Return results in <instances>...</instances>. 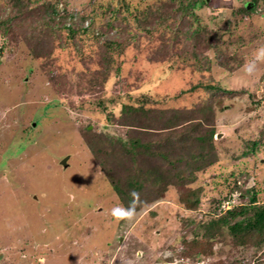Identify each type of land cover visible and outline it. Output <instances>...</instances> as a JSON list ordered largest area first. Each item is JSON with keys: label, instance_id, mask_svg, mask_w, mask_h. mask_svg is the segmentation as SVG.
<instances>
[{"label": "rangeland", "instance_id": "374dc122", "mask_svg": "<svg viewBox=\"0 0 264 264\" xmlns=\"http://www.w3.org/2000/svg\"><path fill=\"white\" fill-rule=\"evenodd\" d=\"M43 1L26 2L34 10ZM167 1L59 0V18H67V26L73 22L77 30L68 39L64 30L54 34V47L46 43L50 49L46 60L33 56L21 28L11 33L10 51L0 49V264H41V259L44 264H220L227 260L228 248L219 244L221 239L214 232L218 242L214 253L200 259L183 254L184 242L202 239L197 226L216 213L214 198H229L219 204L220 212L242 204L247 197H239L238 191L250 186L259 190V201L264 200V140L258 155L231 157L241 152L244 139L258 136L264 124L260 97L264 95V63L254 77L244 73L245 64L264 46V0H250L254 2L251 11L242 20L238 10L247 0H206L209 6L197 11L200 18L191 27L205 26L207 32L201 31L198 37L210 30L219 35L214 50L198 42L199 52L212 61L213 77L233 89L254 88L258 101L252 103L249 92L223 99L225 107L215 117L218 162L200 176L205 192L198 211L184 210L176 189L170 187L156 200L137 202L130 219L117 221L112 209L122 202L83 137L108 140L126 133L118 122L120 105L115 103L114 108L108 100L120 103L125 96L136 98L146 92L165 101L185 92L176 105L194 106L205 97L201 90L189 92L200 78L195 68L184 66L177 56L159 62L166 57L157 58L154 53L161 45L162 28L144 30L136 25V17L142 21L146 10H165L170 6ZM12 4V0H0L3 15ZM112 10L117 11L115 15ZM34 15L26 17L33 21ZM228 23L225 31L223 25ZM130 35L134 39L127 42ZM95 36L101 41L127 42L120 54L112 55L115 65L108 75ZM169 36L167 31L165 47L177 52L182 39L169 41ZM173 44L177 48L170 47ZM219 49L224 67L215 59ZM251 105L256 109H246ZM110 111L113 118L106 121ZM234 176L238 188L229 196ZM214 193L218 196L212 199ZM257 253L264 264V249ZM251 254L236 264H260Z\"/></svg>", "mask_w": 264, "mask_h": 264}, {"label": "trees", "instance_id": "16d2710c", "mask_svg": "<svg viewBox=\"0 0 264 264\" xmlns=\"http://www.w3.org/2000/svg\"><path fill=\"white\" fill-rule=\"evenodd\" d=\"M12 1L13 4L6 9L5 15L0 10V49L5 53L10 51L13 46L10 44L14 37L11 33L14 34L20 28L24 31L25 43L29 45L33 56L36 58L42 56L45 57V60L50 55L48 52L50 49L47 48L46 43L54 47L52 43L55 41V38L52 37L56 36L54 34L64 30L62 34L66 32L64 37L66 36L68 39V36L73 37L77 30L71 26L73 22L67 26V18H59L56 11L59 0H54V2L44 0L41 4H36L34 10L29 8L26 2L29 0ZM167 3H170V6L165 10L160 7L146 10V16L142 18V21L136 17L135 20L138 19L136 25L144 30L147 27L153 30L162 28L161 45L155 49L154 53L157 52L155 53L159 56L157 58L165 55L166 57L159 62L172 61L173 57L177 56L176 60L184 66L195 68L194 72H198L200 78L190 85L189 92L201 90L205 97L194 106L176 105L177 100L182 98L181 95L185 92L176 93L165 101L151 98L146 92L136 98L125 96V101L120 103L115 99L108 100L114 108L117 107L115 103L120 105L118 122L125 128L126 133L114 138L108 136V140L99 139L96 135L85 136L87 135L85 134L83 137L86 147L95 157L123 207L126 208L133 201V197L130 195L132 192L139 194L137 200L139 203L140 201L156 200L162 197L170 187H174L179 194L178 201L181 207L188 212L195 213L199 209L205 192L204 186L201 185L203 181L201 177L204 173L212 170L210 168L212 164L218 162V154L214 149L215 117L217 110L221 112L225 107L223 99H233L249 92L252 103L255 104L258 101L255 100L257 96L254 94V88L233 89L222 85L212 75V61L198 50L199 41L207 49L214 50L216 41H218L216 39L219 38V35H213L212 30H210L211 34L198 37L197 35L200 36L201 31L207 32L205 26L201 28L198 25L194 30L191 29L193 23L198 22L200 18L197 11L206 5L209 6V3L206 0H168ZM250 11L244 5L238 10L239 14L237 12L235 14H238V18L242 20L243 16L249 14ZM116 12L112 10L114 15ZM32 13L35 14L33 21L26 17L27 14ZM175 15L178 17L177 19ZM107 26L111 28L112 25L107 23ZM228 28L229 23L223 25L225 31H228ZM167 31H170L169 41L174 39L177 42L179 38L182 39L177 42V44L183 42L180 48H177L176 44L170 45V47H176L177 52H172L170 48L166 49L165 47L164 36ZM128 37L127 42L134 39L132 35ZM94 38L103 49L102 63L104 72L108 75L114 64L112 55L120 54L127 42H121L120 39L101 41L99 36ZM41 41L44 42L41 44ZM203 57L205 58L203 59ZM215 57L220 65L223 57L221 49L218 50ZM220 67H224V65L221 64ZM118 68L119 66H116L114 71H118ZM260 97L264 99V95ZM230 107L233 106L230 105ZM246 109L252 111L256 109V106L251 105ZM112 118L113 112L110 111L106 121H110ZM86 131L90 132L88 129ZM263 136L264 124L258 136L244 139L241 152L239 154L233 152L231 157L239 160L240 157L258 155L264 140ZM2 144L3 142L0 141V160ZM5 166H7V161ZM233 178L234 181L229 184L227 191L229 196L233 195L236 187L238 188V177L234 176ZM194 183L198 185L194 186ZM217 183L219 184V181ZM216 195L218 196L214 193L212 199ZM259 195V190H256L255 187L250 186L247 190H240L238 196L247 197L246 200L224 212L218 211L219 204L223 199L229 201V198H214L216 213L197 226L202 239L194 238L188 243L184 242L183 254L200 259L214 253L215 244L218 243L215 242V235H217L221 239L219 244H222V247H227L229 252L227 260L220 261V264H236L250 251H253L251 258L256 259V263L260 261V264H263L257 253L264 249V200L259 201ZM212 236L214 241L211 240Z\"/></svg>", "mask_w": 264, "mask_h": 264}, {"label": "clouds", "instance_id": "9594fccd", "mask_svg": "<svg viewBox=\"0 0 264 264\" xmlns=\"http://www.w3.org/2000/svg\"><path fill=\"white\" fill-rule=\"evenodd\" d=\"M264 63V46L258 48L254 54V58L247 62L244 66V73L248 77H254L259 70V64ZM133 197V201L125 208L123 206H117L112 209V216L117 220L130 219L135 213V207L139 194L136 192L130 193ZM41 264H44L43 259H41Z\"/></svg>", "mask_w": 264, "mask_h": 264}, {"label": "flooded vegetation", "instance_id": "af4514ba", "mask_svg": "<svg viewBox=\"0 0 264 264\" xmlns=\"http://www.w3.org/2000/svg\"><path fill=\"white\" fill-rule=\"evenodd\" d=\"M253 3H254V2H253ZM253 3L250 2V0H247V2H245V3L243 2L242 4L245 5V6L249 9V6H250V5H253Z\"/></svg>", "mask_w": 264, "mask_h": 264}]
</instances>
